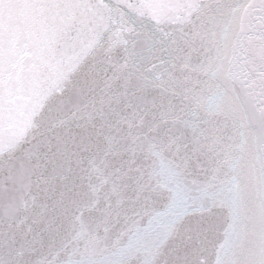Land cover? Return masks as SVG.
<instances>
[{
  "label": "clouds",
  "instance_id": "1",
  "mask_svg": "<svg viewBox=\"0 0 264 264\" xmlns=\"http://www.w3.org/2000/svg\"><path fill=\"white\" fill-rule=\"evenodd\" d=\"M37 7L0 57V264L79 261L144 224L159 157L210 165L264 88V0H183L158 25L121 15L119 0ZM110 24L134 39L104 59Z\"/></svg>",
  "mask_w": 264,
  "mask_h": 264
},
{
  "label": "water",
  "instance_id": "2",
  "mask_svg": "<svg viewBox=\"0 0 264 264\" xmlns=\"http://www.w3.org/2000/svg\"><path fill=\"white\" fill-rule=\"evenodd\" d=\"M207 264H264V111L237 175Z\"/></svg>",
  "mask_w": 264,
  "mask_h": 264
}]
</instances>
